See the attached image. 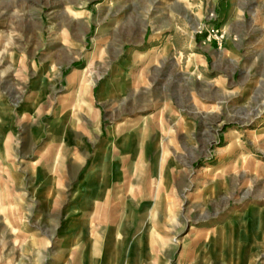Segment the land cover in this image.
Instances as JSON below:
<instances>
[{"label":"rangeland","instance_id":"374dc122","mask_svg":"<svg viewBox=\"0 0 264 264\" xmlns=\"http://www.w3.org/2000/svg\"><path fill=\"white\" fill-rule=\"evenodd\" d=\"M0 264H264V0H0Z\"/></svg>","mask_w":264,"mask_h":264},{"label":"bare ground","instance_id":"6f19581e","mask_svg":"<svg viewBox=\"0 0 264 264\" xmlns=\"http://www.w3.org/2000/svg\"><path fill=\"white\" fill-rule=\"evenodd\" d=\"M168 7V6H167Z\"/></svg>","mask_w":264,"mask_h":264}]
</instances>
